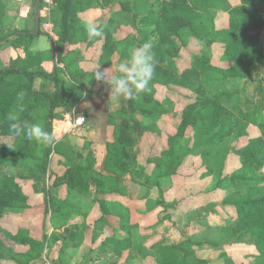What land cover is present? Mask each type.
Masks as SVG:
<instances>
[{"label":"trees","instance_id":"obj_1","mask_svg":"<svg viewBox=\"0 0 264 264\" xmlns=\"http://www.w3.org/2000/svg\"><path fill=\"white\" fill-rule=\"evenodd\" d=\"M116 2H119L123 9H126L127 4L131 10L133 9L132 11L138 19L135 35L140 45L156 36L155 39H151L154 44L155 72L148 88L139 96L145 101L144 103L154 100L158 103L161 111L169 110L164 104L155 100L158 86L187 89L196 94L195 100L186 104L182 109L175 133L169 137L170 145L165 151L170 160L168 174H173L176 167L185 162L187 157L192 154L193 148H190L189 145L191 139L184 138L185 131L189 126L192 125L193 129L192 145L194 149L201 148L203 156H209L214 151V147L219 146L230 132L237 131L238 134L246 135V123L238 118V114H241L244 119L255 117L256 122L254 123L259 134L249 136L247 143L235 152L241 160V168L223 176L216 184L218 187L231 186L233 188L232 192L222 198V203L224 206L234 208L235 220L228 224L224 218L219 216V222L216 223V226L222 229L220 241H212L210 244L218 248L223 246L228 248L240 241L247 233L264 240V186L252 189L250 194L241 198L239 197L241 189L238 188L239 184L247 180L246 173L251 172V177H254L255 171L264 166L263 85L261 83L256 85L255 97L245 101L247 111H243L239 101L236 102L229 93H217L205 86V77L208 68L210 69V61L205 54H194L190 65L182 72H177V57H179L186 39V36L181 34L184 23L203 32L209 38L208 41H217L222 44L223 52L229 57V67L223 72L224 77L244 78L250 74L255 65L264 70V38L260 35L264 0H237L234 4L228 0H116ZM102 5L100 0H53L54 9L50 10V20L58 39L54 41L47 33L51 47L35 53L30 50L29 45L40 33V30L34 34L26 30L19 31L12 28L5 30L0 25V45L9 42L13 44L14 49L13 57H10L8 62L0 67V136L12 137L16 144L11 146L2 143L0 140V166L13 161L18 153L27 155L28 147L17 148L20 144L29 143L30 147L31 143L32 145L36 143L41 145L40 156H29L31 163L26 170L27 174L20 176L24 180L44 177L52 147L59 150L63 146V142L60 139H55L51 144H42L35 140L29 141L24 134L12 135L10 134L8 117L15 115L20 123H34L43 120L44 130L57 137L59 132L53 128L52 121L61 117L64 112H56L55 108L58 106L74 108L84 96L83 84L75 75L76 72L82 73L83 71L78 61L82 48L69 49V45L81 43L84 48H87L101 42L98 64L106 66L112 63L111 57L115 48L113 44H119L122 41L120 37L111 34L108 26L102 22L97 24L103 26V35L88 40L85 32L86 25L82 22L81 15L92 7ZM220 8L226 12V25L216 28L217 18L215 19V15ZM1 13L2 6L0 4V15ZM38 20L42 22L40 17ZM143 27L153 29L151 32H147ZM65 50H67L66 53ZM127 59L128 57L119 56L117 62L121 63ZM57 60L67 61L65 62L66 70L68 69L71 76L77 80H66L61 76V70L57 66L51 73L44 70L43 63L45 61ZM36 79L50 81L52 91L35 89ZM21 96L23 99H20ZM222 102L227 104L225 111ZM228 104L232 106L230 107ZM135 107L147 108L140 104H136ZM234 109L237 110L238 114L233 112ZM72 110L79 113L77 109ZM82 113L85 121H89L87 113L85 111ZM128 115L132 114L129 113ZM131 119L135 120L132 116ZM118 121L119 130L134 132L137 129L135 126L130 128V126L125 125L121 118ZM217 126L218 128H216ZM134 143L135 140L117 138L115 141L117 146L112 144L114 148L107 144L108 151L104 163L107 164L113 155L120 154L114 160L115 165L127 163L134 167L135 161H130L129 153L122 151L124 148L132 149ZM68 152L70 151L66 148L65 154L62 156L63 164L70 173L68 180L62 184L66 186L67 191L79 193V195H88L92 188H96V195L102 196L114 193L113 191L116 189L105 190V183L113 185L124 182L123 178L113 174H95L90 164H81L76 157L72 154L69 155ZM140 170L144 171L142 168ZM157 174V180L165 177V174L160 170L157 171ZM256 178L264 182V175ZM157 180L155 181L156 185H158ZM58 183L54 182L56 185H59ZM53 200L54 198H51L50 216L54 218V221H65L70 219L74 213H84L79 201L71 202L68 197L57 201ZM97 201L102 215L96 223L102 222L104 218L109 216V213L115 211L113 214L119 226L116 228L111 225L112 236L109 238V242L101 243L97 250L106 251L112 247L116 251H122L132 245V226H130L131 223L125 214L116 212V209H111L114 207V203L99 201L98 199ZM26 202V194L16 177L8 175L0 177V218L3 214L14 211L18 204L25 205ZM65 223L67 224L68 221ZM83 230L84 226L73 222L63 232L54 230V233L49 236L45 232L42 240H35L27 235L30 234L29 228L19 227L17 233L20 237L16 239L18 242L27 245L29 254L32 252L37 256L41 253L42 248L47 245V242L50 241L53 244L61 238L73 242L78 233L83 232ZM52 235L54 236L51 237ZM232 235H234L233 238ZM164 240L160 239L151 248L156 258L154 264H186L191 259L197 263L203 262V259L198 258L195 254L197 242L193 238H186L181 244L176 245H170V242ZM0 247H3L1 243ZM68 249H72V246H66L62 243L59 253L65 254ZM263 256L264 254L258 259ZM223 257L226 259L224 264H233L229 257L226 255ZM257 264H264V261Z\"/></svg>","mask_w":264,"mask_h":264},{"label":"rangeland","instance_id":"obj_2","mask_svg":"<svg viewBox=\"0 0 264 264\" xmlns=\"http://www.w3.org/2000/svg\"><path fill=\"white\" fill-rule=\"evenodd\" d=\"M228 1L231 4L237 2V0ZM36 4L38 9L44 7L43 0H39ZM52 8L53 5L50 9L52 10ZM126 9H123L116 0H105L102 6L92 7L81 15V20L85 25L90 22H102L108 26L111 34L122 39L119 44H113L115 48L111 57L112 63L106 66L99 65L101 70L117 66L119 56L129 57L131 50L140 46L135 35L138 19H136L133 9L129 8V4H127ZM262 16L260 35L264 27V8L262 9ZM226 17L224 10L221 8L217 10L215 15V19L217 18L216 28L226 25ZM143 29L151 32L153 28L143 27ZM52 32L56 34L53 27ZM181 34L186 36V39L179 57H177V72H182L190 65L194 54H205L210 61V69L208 68L205 77V86L217 93H229L236 102L239 101L243 111H247L245 101L255 97L256 85L261 83L264 87V70L255 65L250 74L244 78H226L223 72L229 67V57L223 52L221 43L208 41L209 38L203 32L186 23L181 28ZM155 38L156 36H153L151 39ZM96 44H99V47L97 50L94 49L95 53L93 54L95 56L90 57V60L97 65L101 42L90 47H94ZM81 48L84 51L88 47L84 48L81 44ZM8 51L9 46L7 44L0 45V65L4 63ZM64 52L66 53L67 50ZM83 56V53L79 55V62L84 59ZM113 57H116L115 61ZM85 60H87L86 57ZM52 62L53 69L55 66L60 68V74L66 80L78 79L83 84L84 96L81 101H86L91 97L98 100V96L105 98V105H102L101 114L98 115V117H104L105 123L102 126L106 124L108 137L110 136L109 139H105L103 144L105 155L103 159L105 160L107 155V144L111 147L117 146L115 144L117 138L135 140L132 149L124 148L122 150L123 153H129L130 161H135V166L132 167L127 163L115 165L114 160L120 154L113 155L107 164L104 163V160L98 163L97 150L90 144L81 146L82 142H87L88 139L78 138L76 135H70L73 137L67 138V136L59 133L57 137L62 140L63 146L59 150L52 147L48 156L45 176L34 180H24L20 176L27 174L26 170L31 163L29 156H40L41 145L38 143L32 145L31 143L30 147L29 143L20 144L17 148L28 147L27 155L18 153L13 161L1 165L0 177L7 175L16 177L26 194L27 202L25 205L18 204L14 211H9L0 218V243L3 246L0 247V264H154L156 258L151 248L156 242L165 239L164 241L170 242V245H176L181 244L191 236L197 242L195 254L198 258L203 259V262L197 263L191 259L186 264H224L226 259L223 255L229 257L233 264H257L264 261V256L258 259L264 254V240L249 233L228 248L225 246L218 248L210 244L212 241H220L222 229L216 226V223L219 222V216L224 218L228 224L235 220L234 208L224 206L222 203V198L232 192L233 188L231 186L218 187L216 184L223 176L241 168V160L235 152L247 143L249 136L259 134L254 123L256 122L255 117L244 119L234 109L233 112L238 114V118L246 123V135L238 134L237 131L230 132L219 146L214 147V151L209 156H203L201 148L194 149L192 145L193 129L192 125L189 126L185 131L184 138L191 139L189 145L190 148H193L192 154L181 165H175L177 167L173 174H168L170 160L165 151L170 145L169 137L175 133L182 109L186 104L195 100V93L187 89L158 86L155 100L169 108L168 111H161L158 103L154 100L144 103L145 101L139 97L138 99L115 101L110 96L109 85L103 81H97L92 74L93 70L81 68L82 73L76 72L77 79H75L68 72V69L66 70L65 62L67 61ZM136 104L147 108H136ZM222 104L225 111L227 104L224 102ZM231 104L228 105L231 107ZM76 108L77 106L73 109ZM77 110L84 117L83 110ZM129 113L132 115L129 116ZM131 116L135 120H132ZM119 118L130 128L135 126L136 131L119 130L117 127ZM43 122L41 120L34 123H39L43 127ZM89 122L85 121L83 128L90 127L91 122ZM98 123L97 127H99ZM93 127L95 126L93 125ZM0 140L7 145H16L15 139L12 137L0 136ZM66 148L70 151L68 154H72L79 162L90 164L95 174H113L123 178L124 182H120L122 185L105 183L104 189L116 188L113 191L114 194L120 193L133 198L130 203V214L128 206L120 202L114 203L116 212L125 214L131 223L130 226H132L133 244L126 249L116 251L110 247L106 251L97 250L101 243L109 242L108 240L112 236L111 225L118 228V222L115 216L108 221L109 216H107L102 222L96 223L99 217L96 210L97 203L99 205L97 199L109 202L107 197L96 195V188H92L86 196L69 192L66 186L62 185L70 176L68 168L62 160ZM140 168L144 171H141ZM158 170L163 172L165 177L157 180ZM254 174V177H251V172L246 173L247 180L238 185V188L241 189L240 198L246 197L252 192V189L264 186V182L256 178L264 175V166L260 170H256ZM156 180L158 185L155 183ZM54 182H59V185L54 184ZM50 197L54 198L55 201L67 197L71 202L79 201L81 209L84 207L86 211L83 214L74 213L70 219L65 221H54V218L50 216L52 210ZM166 217L167 219H165ZM66 221H68L67 224ZM73 222L84 226L83 232L78 233L73 242L66 240V238H61L53 244L49 241L37 256L32 252L29 254L27 245L18 242L16 239L20 237L17 233L19 227L29 228L30 234H27L29 237L42 240L45 232L48 236L53 234L54 230L63 232ZM233 237L234 235H232ZM62 243L66 246H72V249H68L65 254H60Z\"/></svg>","mask_w":264,"mask_h":264},{"label":"crops","instance_id":"obj_3","mask_svg":"<svg viewBox=\"0 0 264 264\" xmlns=\"http://www.w3.org/2000/svg\"><path fill=\"white\" fill-rule=\"evenodd\" d=\"M100 1L102 4H104V2H105V0H100ZM0 2H1L0 3L1 6H2V13L0 15V25L3 28H5V30H7V28H12V29H18L19 31H25L26 30L29 32H34L36 30L37 21H39L38 20L39 17L43 22V18L38 13V8H37V4H36L37 0H0ZM109 5H111V4H109ZM42 22L41 21L39 22L40 33L35 36V38L32 40V42L29 45L30 50L32 49L33 46H37L39 48L38 51L46 50V49L51 47V41L49 39V35L47 34V32L45 30H43L42 25H41ZM57 39H58V35L55 34V39H53V40L56 41ZM2 44H7L9 46V51L5 57L4 63L2 64V65H4L8 62L10 57H13L14 49H13L12 43L6 42V43H2ZM79 47L81 48V44L69 45V49L79 48ZM98 47H99V44H96L94 47H88L84 51L82 50V53L84 54V56H83L84 59L81 62H79L80 68L91 69V70H93L95 68L96 64H94L90 60V57L95 56L93 54V53H95L94 49L97 50ZM91 51H92V54H91ZM85 57L87 60H85ZM113 60L115 61L116 57H113ZM2 65H0V67ZM43 68L46 72L51 73L53 71V62L52 61H45L43 63ZM34 87L37 90L48 91V92L52 91V83L50 81H47V80L36 79V81L34 83ZM98 103H99V105H97ZM102 105H105V98L103 96H98V100H97V98L91 97L86 101H81L80 103H78L76 109L83 110L87 113V115L89 117V121L91 122V123L89 122L90 127H86V128L84 127L83 128V126H84L83 125V126L77 127L74 131H69V129H68L69 122L63 119L64 113L62 114L61 117L53 120V128L55 130H57L59 133L67 136V138L73 137L70 135H76L78 138L83 137L82 139H88L87 142H82L81 146L83 147L84 145H88V144L93 146L94 149L97 150V154L99 155V162L98 163L103 162V160H104L103 159L105 156L104 155V145H103L104 141H105V139L110 138V136L108 137L109 134L107 131L108 128H107L106 124H105V126L104 125L102 126V124L105 123L104 117H102V118L98 117L99 113L101 114L100 108L102 107ZM97 123H98L99 127H97ZM93 125L95 127H93ZM78 140H80V139H78ZM81 164H86V163L83 162ZM96 168H99V167H96ZM86 196H88V195H86ZM98 196H101V195H98ZM102 196L107 197V200L111 203L120 202V203H123L125 206H128V211L130 214V210H131V204L130 203L133 201L132 197H127L124 194L121 195L120 193H117V194L108 193V194H105ZM111 209L115 210L114 207H112ZM81 210L85 213L86 208L82 207ZM96 210L98 212L99 217H101L102 212L100 210L98 203H97ZM114 212L115 211H112L111 213H109V220L108 221H110V219L113 216H115L113 214ZM165 219H167V217Z\"/></svg>","mask_w":264,"mask_h":264},{"label":"clouds","instance_id":"obj_4","mask_svg":"<svg viewBox=\"0 0 264 264\" xmlns=\"http://www.w3.org/2000/svg\"><path fill=\"white\" fill-rule=\"evenodd\" d=\"M85 32L88 40L103 35V26L97 23H87ZM153 40H148L131 50L128 59L115 67L100 69L99 64L92 71L97 81H103L110 87V96L113 100L138 99L149 86L152 80L156 62L153 52ZM39 48L33 46L31 51L37 52ZM20 99H23L21 96ZM10 121V134L19 136L24 134L29 141L35 140L42 144H51L55 139L52 133L47 132L39 123H20L15 115L8 117Z\"/></svg>","mask_w":264,"mask_h":264},{"label":"built area","instance_id":"obj_5","mask_svg":"<svg viewBox=\"0 0 264 264\" xmlns=\"http://www.w3.org/2000/svg\"><path fill=\"white\" fill-rule=\"evenodd\" d=\"M43 1H44V7L38 10L39 15L43 18V22L41 23V25L43 29L53 39H55V34L52 32L53 24L50 20V10H51L50 8L53 5V0H43ZM63 119L69 122V126H68L69 131H74L77 127L83 126L85 123L84 117L79 113H77L75 110H72V112L70 111L64 113Z\"/></svg>","mask_w":264,"mask_h":264},{"label":"water","instance_id":"obj_6","mask_svg":"<svg viewBox=\"0 0 264 264\" xmlns=\"http://www.w3.org/2000/svg\"><path fill=\"white\" fill-rule=\"evenodd\" d=\"M39 0H37L38 2ZM39 21H37V27H36V30L33 32L34 34H37L39 32ZM261 36L264 37V27L262 28V32H261ZM72 107L70 106H58L55 108V111L56 112H59V113H63V112H70L72 111Z\"/></svg>","mask_w":264,"mask_h":264}]
</instances>
